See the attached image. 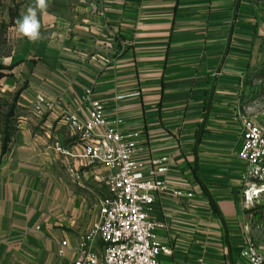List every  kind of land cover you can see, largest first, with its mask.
<instances>
[{"label": "crops", "instance_id": "crops-1", "mask_svg": "<svg viewBox=\"0 0 264 264\" xmlns=\"http://www.w3.org/2000/svg\"><path fill=\"white\" fill-rule=\"evenodd\" d=\"M45 3L0 0V64L24 84L4 154L0 135V264H71L98 221L105 170L54 147L80 155L85 143L61 119L77 110L84 118L87 100L103 106L109 126L140 134L135 161L166 160L157 179L168 191L149 213L169 250L159 264H247L246 238L263 251L264 194L245 203L250 182L237 154L241 120L264 127L244 103V79L264 58V14L250 0ZM29 8L35 41L11 27L12 14L18 22Z\"/></svg>", "mask_w": 264, "mask_h": 264}, {"label": "built area", "instance_id": "built-area-1", "mask_svg": "<svg viewBox=\"0 0 264 264\" xmlns=\"http://www.w3.org/2000/svg\"><path fill=\"white\" fill-rule=\"evenodd\" d=\"M38 103L44 102L38 98ZM86 116L80 110L64 115L62 123L72 129L85 143L80 155H72L54 145L55 150L69 158L83 160L86 166L105 170L108 195L99 202L98 221L81 236L71 264H159V255H168L157 239L162 226L149 218L155 197L168 191L157 177L167 172L165 159H151L147 164L135 161L139 133H120L104 119V108L98 101L87 100ZM82 109V108H81ZM238 159L247 167L244 201L252 206L264 194V185L254 182L264 175V127L249 119L241 120ZM70 177L79 182L74 168ZM179 197L178 192L172 193ZM248 229L244 234L248 237ZM67 243L62 242L57 256L62 258ZM240 257L247 264H264V250L259 251L248 238Z\"/></svg>", "mask_w": 264, "mask_h": 264}, {"label": "rangeland", "instance_id": "rangeland-1", "mask_svg": "<svg viewBox=\"0 0 264 264\" xmlns=\"http://www.w3.org/2000/svg\"><path fill=\"white\" fill-rule=\"evenodd\" d=\"M250 2L255 5L256 11L264 14V0H250ZM14 20V14H12L11 27L17 28V21ZM2 27L0 26V46L3 45L2 38ZM17 44L19 41L12 39L11 44ZM8 52L7 47H3L0 50V57H3ZM4 67V66H3ZM7 68V67H5ZM0 75L2 76L0 80V118L1 120L8 114L9 107L12 105L13 101H17L20 96L22 90H24V84H16L14 83V77L10 70L0 71ZM245 86L247 87L248 94L245 96V104L248 108H255L253 113H256L261 116L264 120V58L256 63V65L252 68L250 73L244 79ZM12 84V85H7ZM7 86V87H6ZM16 111V109H14ZM12 121V120H11ZM7 122H9L7 120ZM261 208H257V211ZM248 212H253L250 209Z\"/></svg>", "mask_w": 264, "mask_h": 264}, {"label": "clouds", "instance_id": "clouds-1", "mask_svg": "<svg viewBox=\"0 0 264 264\" xmlns=\"http://www.w3.org/2000/svg\"><path fill=\"white\" fill-rule=\"evenodd\" d=\"M37 5L40 9H44L46 7L45 0H37ZM39 28L40 24L35 8H29L27 13L17 22L18 32L32 41L39 38Z\"/></svg>", "mask_w": 264, "mask_h": 264}, {"label": "trees", "instance_id": "trees-1", "mask_svg": "<svg viewBox=\"0 0 264 264\" xmlns=\"http://www.w3.org/2000/svg\"><path fill=\"white\" fill-rule=\"evenodd\" d=\"M13 21H15V17ZM3 70H10V68H5L0 64V71H3ZM1 78L2 76L0 75V80ZM15 103L16 102L13 101V103H11L12 105L9 107L10 109L8 111V114H6V116L2 120L0 118V135L2 136V141H1L2 154L6 152L8 143H10V139L14 131L13 127L10 125V118L13 116L14 109H15ZM7 120L9 122H7Z\"/></svg>", "mask_w": 264, "mask_h": 264}]
</instances>
